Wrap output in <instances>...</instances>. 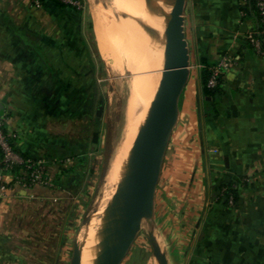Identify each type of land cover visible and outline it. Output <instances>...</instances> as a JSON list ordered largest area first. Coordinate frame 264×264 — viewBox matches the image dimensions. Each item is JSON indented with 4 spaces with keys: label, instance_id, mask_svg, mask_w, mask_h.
I'll return each instance as SVG.
<instances>
[{
    "label": "crops",
    "instance_id": "crops-1",
    "mask_svg": "<svg viewBox=\"0 0 264 264\" xmlns=\"http://www.w3.org/2000/svg\"><path fill=\"white\" fill-rule=\"evenodd\" d=\"M183 16L189 76L178 100V124L196 125L202 141L196 146V172L188 170L189 159L183 172L166 177L184 182L185 190L196 187L199 200L196 205L191 198L181 200L175 212L184 213L182 220L170 228L161 221L152 233L167 264H264V54L246 45L254 22L241 18L239 0H185ZM85 23L76 9L53 0L38 6L30 0H0V114L7 113L13 143L32 159L57 144L52 141L55 123L65 119L52 108V90L71 54L85 52ZM23 32L46 62L34 46L23 44L17 34ZM224 56L233 60L222 76L224 112L203 118L198 107L201 60L213 65ZM183 125L177 136L186 132ZM46 167L53 182L60 179L53 164ZM234 174L251 177L231 209L215 201L213 190ZM60 192L42 184L16 186L0 200V264H40Z\"/></svg>",
    "mask_w": 264,
    "mask_h": 264
},
{
    "label": "rangeland",
    "instance_id": "rangeland-1",
    "mask_svg": "<svg viewBox=\"0 0 264 264\" xmlns=\"http://www.w3.org/2000/svg\"><path fill=\"white\" fill-rule=\"evenodd\" d=\"M73 1L72 4H65L76 9L85 19V52L71 54V58L67 61L68 68L58 72L57 89L52 90V108H57L59 115H62L59 117L67 121L55 123L57 135L52 138V141L57 144L74 143L78 147L86 144L87 152L83 162L75 158L67 159L65 163L50 162L53 164L52 171H56L60 178L57 183L52 181V187L61 192L57 195L58 208L54 218L52 217L53 226L47 232V239L41 246L42 253L37 260L40 264H69L73 245L75 242H82L89 219L93 218L92 224L94 223L97 228L96 241L102 240V233L122 174L119 180L109 182L106 179V170L125 123L124 108L129 94L128 82L135 77V72L128 70L125 66V56L122 52L108 57L102 55L98 48L99 39L94 13H100L98 25L103 28L101 39L103 41L111 39L117 44L121 34V16L127 12L123 6L134 5L140 0H96L95 3L94 0ZM31 4L33 5L32 2ZM151 11L157 15L155 2ZM131 12L134 13V11ZM159 23L161 21L158 17L159 26L154 33L157 51L161 28ZM191 25L189 19V30ZM45 80L43 79L42 82L44 83ZM100 100H102V110L98 115L96 112ZM198 105L201 113V104ZM201 117L204 118V116ZM180 122L178 124L177 118L172 129L173 135L168 141L169 145L167 144L168 149L164 154L158 180L159 187L156 189L157 195L155 194L156 217L153 215L151 219L143 220L121 264H157L152 256L148 234L155 231L157 223L161 221H165V226L170 228L173 227L172 223L182 220L184 213H180L179 216L175 212V207L181 200L184 202L187 198L199 200L197 199L199 193L195 191L196 187L185 190L181 187L184 182L174 177L168 181L166 177L168 173L178 175V172H183L185 160L190 159L189 162L193 164L194 158H197L196 146L202 141L200 138L202 133L196 125L191 123V126L188 124L184 126ZM177 124L183 125V129H186L184 137L177 136L179 132ZM92 144H96L95 150L91 149ZM193 165L186 166L188 170L192 168L194 174L196 165ZM45 168L47 169L46 164ZM46 169L45 172H47ZM62 169H70V171L61 174ZM192 184L195 185L193 182ZM183 189L185 193L180 196ZM197 201L193 204L196 205ZM177 233L175 230L174 235L178 236L180 232ZM95 239L96 236L92 237L91 242L93 243Z\"/></svg>",
    "mask_w": 264,
    "mask_h": 264
},
{
    "label": "water",
    "instance_id": "water-1",
    "mask_svg": "<svg viewBox=\"0 0 264 264\" xmlns=\"http://www.w3.org/2000/svg\"><path fill=\"white\" fill-rule=\"evenodd\" d=\"M184 1L154 0L161 21L162 64L143 122L127 154L121 178L100 241V251L90 264H121L143 220L154 214V198L165 150L178 118V100L189 76V50L184 33ZM102 110L99 101L97 114ZM86 223L87 229L90 223ZM75 242L69 264H82L83 247ZM157 264H167L165 252L148 234Z\"/></svg>",
    "mask_w": 264,
    "mask_h": 264
},
{
    "label": "bare ground",
    "instance_id": "bare-ground-1",
    "mask_svg": "<svg viewBox=\"0 0 264 264\" xmlns=\"http://www.w3.org/2000/svg\"><path fill=\"white\" fill-rule=\"evenodd\" d=\"M95 2L96 0H94ZM153 5V0H140L134 5L127 4L123 6V9L127 12L121 16V34L117 44L111 39L104 41L101 39L103 28L98 25L100 13H94L97 24H95V28L99 39L98 48L102 55L108 57L117 52H122L125 56V66L128 70L135 72V77L128 82L129 94L124 108L125 123L106 170V179L109 182L119 180L127 154L143 122L159 78L162 64L160 43L162 27L159 32V48L157 51L154 33H156L155 31L159 26V16L151 11ZM131 11H134V13ZM92 222L93 218L86 230L87 237L83 247L82 264H90V260L100 251L101 240L96 241L98 238L97 228ZM95 236L96 239L92 243L91 239Z\"/></svg>",
    "mask_w": 264,
    "mask_h": 264
},
{
    "label": "trees",
    "instance_id": "trees-1",
    "mask_svg": "<svg viewBox=\"0 0 264 264\" xmlns=\"http://www.w3.org/2000/svg\"><path fill=\"white\" fill-rule=\"evenodd\" d=\"M42 1V0H41ZM57 5L66 6V4L59 0H53ZM239 10L241 13L242 19H251L254 22V37L260 39V49L264 51V24L262 22V15L257 6V0H245L244 3H241L239 0ZM19 34V38L22 40L24 45H32L35 47L37 53L42 57V59L46 62L43 57V53L38 52V46L34 45L32 40L25 36V32L17 33ZM246 45L248 48L255 50L247 39ZM262 54V53H261ZM201 64L203 66L200 70V81H201V90L200 97L198 99L201 104L202 112L201 115L204 117H209L213 114H219L224 112V107L219 101V96L222 94V76L216 77V82L213 86H208V80L211 76V66L204 59L201 60ZM8 141L12 145V148L20 154L24 159H32L29 155L19 150L16 145L13 143V138H9ZM91 149H96V144H92ZM87 145L83 144L81 147H78L77 144L74 143H64V144H54L50 143L47 146V149L41 159L45 163L50 162H64L67 159H77L79 162H83L86 159ZM35 160V159H32ZM0 165L1 162V150H0ZM20 165H14L12 171L15 172L20 168ZM70 169H62L61 174H65ZM251 177V176H250ZM246 175L234 174L226 181L219 182L216 188L213 190V196L215 197V201L218 203H222L223 205L236 209L238 205V197H239V189L242 186H245L248 182V178ZM55 183L58 182V179H55Z\"/></svg>",
    "mask_w": 264,
    "mask_h": 264
},
{
    "label": "built area",
    "instance_id": "built-area-1",
    "mask_svg": "<svg viewBox=\"0 0 264 264\" xmlns=\"http://www.w3.org/2000/svg\"><path fill=\"white\" fill-rule=\"evenodd\" d=\"M64 3L72 4L73 0H59ZM245 0H241L244 3ZM33 5L38 6L41 0H30ZM76 2V1H75ZM75 5V4H74ZM257 6L262 15V22L264 24V0H257ZM254 29L247 33V39L252 44L253 48L258 52L264 54L260 49V39L254 37ZM233 60L230 57L224 56L216 61L211 66V76L208 80V86H213L216 82L217 76H222L225 70L231 66ZM8 116L7 113L0 114V150L1 162L0 165V200L5 198L7 192L14 187L28 188L34 184H42L49 187L53 186L52 179L46 175L45 162L41 159H24L13 148L9 138L12 136L7 130ZM20 165L17 171L13 172L12 167Z\"/></svg>",
    "mask_w": 264,
    "mask_h": 264
}]
</instances>
